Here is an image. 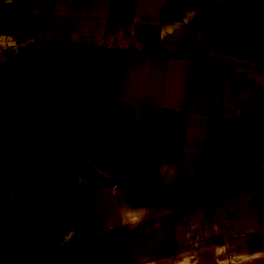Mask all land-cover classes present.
<instances>
[{"label": "crops", "instance_id": "1", "mask_svg": "<svg viewBox=\"0 0 264 264\" xmlns=\"http://www.w3.org/2000/svg\"><path fill=\"white\" fill-rule=\"evenodd\" d=\"M254 109L264 117V0H0V172L33 150L113 180L15 183L0 264H264L263 188L188 194L172 214L132 206L158 187L123 182L221 180L215 130Z\"/></svg>", "mask_w": 264, "mask_h": 264}, {"label": "trees", "instance_id": "2", "mask_svg": "<svg viewBox=\"0 0 264 264\" xmlns=\"http://www.w3.org/2000/svg\"><path fill=\"white\" fill-rule=\"evenodd\" d=\"M26 17L30 23L29 26L32 27V20L27 11ZM56 132L58 135V140L63 146L65 143L64 138L57 123ZM67 140L70 139L67 137ZM263 160L264 147L261 150H255L254 152H251L240 166L235 165L231 167L230 171L221 180L199 187H190L184 184H176L170 188H166L159 182V174L156 170H148L146 176L142 180H125L123 182L131 187H139L150 183L151 185L158 187V189L163 192L183 190L186 194H206V192L209 191L211 196L219 199L234 194H241L251 190L255 191L257 189L264 188V171H261L259 168L260 162ZM13 162L15 167L12 172H0V199L3 197L6 200H9L11 187L20 180L35 179L40 183H45L49 180L64 178L69 179L77 170L82 171L84 174L90 177L105 181H113L112 179H108L100 175L87 164H77L73 166L66 165L64 168L59 170H50L43 165L39 154L33 150H24L19 157L13 159ZM248 168L252 169L253 173L244 181L243 177L248 176ZM114 181H116V179Z\"/></svg>", "mask_w": 264, "mask_h": 264}, {"label": "rangeland", "instance_id": "3", "mask_svg": "<svg viewBox=\"0 0 264 264\" xmlns=\"http://www.w3.org/2000/svg\"><path fill=\"white\" fill-rule=\"evenodd\" d=\"M25 23L30 24L26 15ZM215 134L219 136V139L212 146V157L217 161L222 179L230 171L231 167L235 165L240 166L251 152L261 150L264 147V117H262L261 112L257 109L244 112L241 117L226 120L220 128L215 130ZM259 168L261 171H264V160L260 162ZM247 173L248 176L243 177L244 181L252 175L253 170L248 168ZM206 194L211 196L209 191ZM187 195L183 190L163 192L158 188L143 187V189L134 193L132 206H138L142 202L155 205L161 203V201H166L164 202L166 204L163 205L167 213L174 210L172 214H176L178 211H181L178 210L179 208L184 209L190 203ZM198 199L196 197L193 203L199 202ZM254 223L259 228L262 225L264 226V216L261 220L254 217ZM75 246H71V248ZM91 257H93V252ZM134 262L132 259L129 260V264H134Z\"/></svg>", "mask_w": 264, "mask_h": 264}]
</instances>
